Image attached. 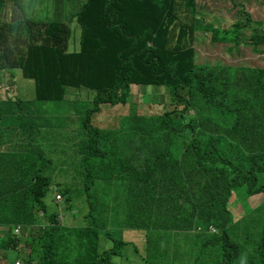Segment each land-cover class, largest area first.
<instances>
[{
  "label": "trees",
  "instance_id": "obj_1",
  "mask_svg": "<svg viewBox=\"0 0 264 264\" xmlns=\"http://www.w3.org/2000/svg\"><path fill=\"white\" fill-rule=\"evenodd\" d=\"M196 3L86 0L76 14L78 46L69 51L66 23L37 21L20 2L0 0V72L13 89L11 73L20 68L34 81L37 103L62 102L68 89L93 93L85 136L74 145L84 193L79 222L70 224L72 216L65 224L46 210L51 186L64 196V210L73 208L66 182L53 185L43 173L50 160L32 147L0 156V245L29 249L22 264H235L240 245L227 228L233 192L245 186L248 197L264 195V68L196 64ZM1 16L16 18L8 24ZM235 24L211 33L239 41ZM263 40L254 33L252 49L261 53ZM133 86L167 90L175 109L128 118L127 132L118 129L114 146L106 144L110 134L92 115L100 105H125ZM6 104L0 102L1 139L28 122L36 127V103L34 111L17 98ZM13 105L19 115L5 113ZM125 229L142 234L130 256ZM255 251L264 264V226Z\"/></svg>",
  "mask_w": 264,
  "mask_h": 264
},
{
  "label": "rangeland",
  "instance_id": "obj_2",
  "mask_svg": "<svg viewBox=\"0 0 264 264\" xmlns=\"http://www.w3.org/2000/svg\"><path fill=\"white\" fill-rule=\"evenodd\" d=\"M55 0L52 1L54 5ZM66 11V21L69 24L70 36L69 51H72L73 46H78L77 37L80 35V27L76 22V12L81 1L79 0H64ZM48 3L51 0H39L35 4H29V9L21 2L23 11L29 17H36L40 21L51 22L53 19L46 13L48 11ZM196 26L198 30L195 33L194 52L195 63L202 65H222L227 67H250L264 68V40L260 43L257 49L263 52H256L250 44L251 36L255 33L259 37L264 36V0H197ZM236 22L239 41L232 40L227 45L221 43L217 39L215 33H211L213 28L228 29ZM229 37V34H227ZM215 39L216 43L211 40ZM13 84L15 86V94L17 99L21 98L30 103L34 111L35 107V128H31V122H28V129L5 130L2 134L3 147L0 148V156L16 155L24 153L27 149L33 148L39 151L41 157L50 160V164L45 166L43 173L52 178V182L65 183L68 189L71 190L73 205L72 211L64 210V201L56 203L54 200V187L51 186L47 192L44 203L49 214L55 213L60 219H63L65 224L69 217L70 224L79 222V215L83 205L81 199L83 194L79 189L81 183V174L75 176V168L79 167V156L76 146H81L83 140V120L87 111L93 107V93L84 90L68 89L66 99L62 102H39L35 101L34 81L25 79L22 76L20 68L14 69ZM1 82H7L8 74H1ZM0 82V83H1ZM132 96L125 105H102L98 114L92 115V124L104 133H109V139L104 143L113 145L117 136L118 129L127 132L128 118L134 116H158L167 111L175 109V105L171 102L169 93L163 88L152 86H140L131 88ZM11 94L5 93L0 95L2 107L9 106L6 102L11 98ZM38 111V113H36ZM19 115L15 105L10 107L8 115ZM58 119V122L55 118ZM31 121V120H30ZM1 130V128H0ZM85 136V135H84ZM86 138V137H85ZM76 145V146H74ZM101 198V197H100ZM104 202L97 197V204L102 205ZM230 219L228 234L231 239L240 245L239 256L233 260L235 264H247L249 258L252 264H260L258 255L255 251L264 226V195H252L248 197L245 186L238 187L232 195V202L229 204ZM75 217V218H74ZM81 218V217H80ZM78 219V221H77ZM113 227H119L114 225ZM7 232V230H5ZM214 230L211 228L210 232ZM20 233L17 229L12 233ZM121 237V233H120ZM122 238L132 243L131 247L124 249L125 256L132 247L140 246L142 234L138 230L125 229L122 232ZM128 249V250H127ZM20 251V252H19ZM14 250L9 247L0 245V264H22V252L29 251L24 249L21 244L20 249ZM132 260V258H129ZM115 263L119 260L113 259Z\"/></svg>",
  "mask_w": 264,
  "mask_h": 264
},
{
  "label": "crops",
  "instance_id": "obj_3",
  "mask_svg": "<svg viewBox=\"0 0 264 264\" xmlns=\"http://www.w3.org/2000/svg\"><path fill=\"white\" fill-rule=\"evenodd\" d=\"M4 1H6V0H2V2H4ZM12 1V0H11ZM13 1H18V2H22L23 3V5L25 4V7L27 8V9H29V4H31V3H33V4H35L37 1H39V0H13ZM79 1H81V2H83V1H85V0H79ZM48 2H49V0H48ZM52 2V1H51ZM49 5V7H48V11H47V15L49 16V17H51L52 19H54V20H57V21H62L63 23H66L68 26H69V24H68V22L66 21V11H68L67 9H66V6L63 4V3H61L60 5H58V6H53V5H51L50 3H48ZM23 7V6H22ZM13 9H16V8H14V7H12ZM26 13V12H25ZM29 17V16H28ZM12 18V19H11ZM16 17H8V16H1V19H2V22H6V23H8V24H13V23H11V20H13V19H15ZM31 18V17H30ZM70 27V26H69ZM79 37V36H78ZM78 37H77V39H78ZM1 73V72H0ZM17 98V97H16ZM19 99V98H18ZM20 101H21V98L19 99ZM26 100H24V99H22V102H25ZM10 110V109H9ZM5 113L7 114L8 113V110H6L5 111Z\"/></svg>",
  "mask_w": 264,
  "mask_h": 264
},
{
  "label": "clouds",
  "instance_id": "obj_4",
  "mask_svg": "<svg viewBox=\"0 0 264 264\" xmlns=\"http://www.w3.org/2000/svg\"><path fill=\"white\" fill-rule=\"evenodd\" d=\"M51 1H53V0H51ZM86 1V0H85ZM85 1H83V2H80V4H79V6H78V10H77V12L79 11V9L81 8V6H82V4L85 2ZM61 3H63L64 5H65V1L64 0H55L54 1V5L53 6H58V5H60ZM51 5H52V2H51ZM77 12H76V14H77ZM34 18H36V17H34ZM37 19V21H40V19H38V18H36ZM53 21H57V20H52L51 22H53ZM41 22H44V21H41ZM78 39H79V37H78ZM216 43V42H215ZM217 44H222V45H228L229 44V42H221V43H217ZM77 45H78V42H77ZM262 52H263V50H262ZM9 76V75H8ZM0 82H1V80H0ZM7 83L10 85V87H11V90H12V96H11V98L12 99H16V94H15V90L13 89V87H12V85L10 84V81L9 80H7ZM100 106H102V105H100ZM100 110H101V108H100ZM98 114V113H97ZM100 130V129H99ZM3 142L1 141L0 142V148H2L3 147ZM54 200H55V202L56 203H59V202H61V201H63L64 200V196H61V194H60V192H56V190H54ZM62 220V219H61ZM212 227H209V231H210V229H211ZM16 229H19L20 231H21V229H20V227H18V226H16V228H14L13 229V231H15ZM213 230H214V228H212ZM215 231V230H214ZM213 231V232H214ZM18 233V232H17ZM14 234H16V233H14ZM19 234H21V232L20 233H18V234H16V235H19Z\"/></svg>",
  "mask_w": 264,
  "mask_h": 264
},
{
  "label": "built area",
  "instance_id": "obj_5",
  "mask_svg": "<svg viewBox=\"0 0 264 264\" xmlns=\"http://www.w3.org/2000/svg\"><path fill=\"white\" fill-rule=\"evenodd\" d=\"M5 93H9V94L12 95L11 87H10V85L7 82H4V83L1 82L0 83V95L5 94Z\"/></svg>",
  "mask_w": 264,
  "mask_h": 264
}]
</instances>
